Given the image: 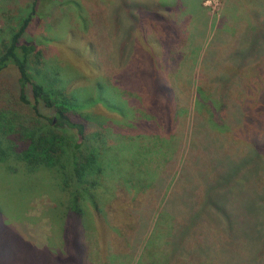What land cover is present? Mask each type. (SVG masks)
Returning <instances> with one entry per match:
<instances>
[{
	"label": "rangeland",
	"instance_id": "obj_1",
	"mask_svg": "<svg viewBox=\"0 0 264 264\" xmlns=\"http://www.w3.org/2000/svg\"><path fill=\"white\" fill-rule=\"evenodd\" d=\"M33 2L0 0V55L20 20L31 12ZM121 2L38 1L25 38L33 40L43 50V55L31 62L30 71L46 87L50 86L54 97L60 95L54 91L60 92V96L67 94L80 105L75 111L77 120L83 121L86 128L83 132L68 129L67 134L73 141L80 140L96 150L102 170L86 177L80 188H88L87 197L77 198L73 193L75 187H65L61 168L32 170L26 162L14 156L4 159L1 154L0 264H46L45 255L51 260L68 249L67 229L75 235L78 218L89 234L87 264H167L168 238L174 221L173 216L164 213L163 206L188 155L191 140L199 135L192 132L195 119L208 120L217 135L236 130L235 136L241 139L243 128L231 126V105L220 103L218 97L213 96L210 87V78L215 77L213 70L206 66L208 70L203 72L200 68L204 53H219L209 45L214 34L222 32L224 49L233 47L235 29L246 23L257 1L205 0L209 22H194L199 27L191 25L192 42L191 27L188 30L184 26L188 31L185 37L182 35L178 39L167 22L164 25L150 20L142 22L151 29L150 35L143 37L149 46L146 49L148 52L154 50L150 53L159 57L160 62L163 63L164 56L171 58L176 53L187 57L180 71L184 83L176 89L182 100L174 112L177 114L175 121L168 129L165 128L167 119L161 112V108L166 110L165 104L159 95L155 98L148 93L151 75L142 74L141 69L131 74L130 68H135V64L130 54L139 55L143 51L138 48L141 44L136 35L124 37L123 32L130 23L121 8L120 20H116L114 10ZM127 3L133 4L130 0ZM138 5L136 2L135 7ZM191 9L194 15H204L194 5ZM117 25L120 32H116ZM162 39L175 40L171 44L173 53L165 52L159 45ZM122 45L127 47L125 57L121 54ZM240 51H243V45ZM224 53L226 51H221ZM170 58L164 60L165 64L171 63ZM141 59L136 61L139 67L142 66ZM251 59L256 61L258 57ZM256 68L257 71L249 72L256 74L257 84L264 87L261 70L264 68ZM220 69L224 74L231 70L225 66ZM18 76L17 66L11 63L0 75V82L16 80ZM231 92L238 101L248 96L251 107L257 100L258 91L252 90L251 84L244 86L242 93ZM28 95L34 103L30 89ZM228 96L231 98L230 94ZM40 110L45 115H55L54 109L43 102ZM23 111L32 112L31 105L26 103ZM75 200L78 207L83 208V214L75 210L80 214L77 219L67 215L69 205ZM100 232L108 237L106 255L96 252L103 243L102 236H98ZM262 241L264 237L257 245ZM247 248L245 244L241 245L234 264H264V244L260 250L257 246L254 251H249L252 261L243 263L248 260ZM199 264L226 263L216 256L201 260Z\"/></svg>",
	"mask_w": 264,
	"mask_h": 264
},
{
	"label": "trees",
	"instance_id": "obj_2",
	"mask_svg": "<svg viewBox=\"0 0 264 264\" xmlns=\"http://www.w3.org/2000/svg\"><path fill=\"white\" fill-rule=\"evenodd\" d=\"M38 1L34 0L31 12L20 20L10 41L4 43V51L0 55V75L11 63L19 70L16 80L0 82V155L4 159L14 156L26 162L32 170L40 167L61 168L65 187H75L74 196L78 198L82 195L85 198L88 188L82 190L80 187L87 176L101 171L102 167L96 150L80 140L73 141L67 134L68 129L83 132L86 128L83 121L77 120L75 111L80 105L73 97L68 98L67 94L60 96V92L54 91L60 94L54 97L50 86L46 87L42 81L37 80L29 68L32 61L41 59L43 55V50L33 40L25 38ZM122 1L114 10L116 20H120L121 8L130 23L123 32L124 37L136 35V40L141 44L138 48L143 51L139 55L135 52L133 56L130 54L135 64V68H130L131 74L142 70V74L151 75L148 93L155 98L159 95L165 104L166 110L161 108V112L167 119L165 128L168 129L175 121V113L182 100L176 89L184 83L180 71L187 57L182 53H176L171 58L164 56L163 59L168 61L170 58L171 63L165 64L163 60V65L159 57L150 53L154 50L148 52L146 49L148 45L144 43L143 37L147 38L151 29L143 23L150 20L164 25L167 22L171 33L178 39L182 35L185 37L191 27L189 32L192 42L194 33L191 25L199 27L194 22H209L205 0L200 3L194 0H130L133 4H128L127 0ZM256 1L257 6L249 12L246 23L235 29L232 35L235 42L233 47L224 49V43L221 42L224 36L218 32L209 45L219 53L203 54L200 70L206 72V66L213 70L215 77L210 78L213 96H217L220 103L231 105V126L233 129L242 127L243 134L239 139L235 136L236 130L231 128L229 133L232 135H217L208 120L195 119L192 132L199 135L191 140L188 155L163 206L164 213L173 216L174 221L168 238L170 254L167 264H199L201 260L216 256L222 257L226 264H234L242 244L248 247L247 254L257 246H260L259 250L263 247L264 241L260 245L257 243L264 237V87L257 84L256 74L249 72L257 71L256 67L264 68V0ZM136 2L139 5L135 7ZM193 5L203 11L204 15H194L191 9ZM117 31H121L118 25ZM227 32L230 36V31ZM162 41H159V45L165 48V52L173 53L171 44L175 40ZM242 45L243 51H240ZM121 47V54L125 57L124 50L127 47ZM221 51L226 53L221 54ZM253 56H257L258 60L253 61ZM139 57H142L141 67L136 62ZM222 66L231 68L229 73L221 72ZM261 70L264 73V69ZM247 84H251L252 90L255 88L258 91L252 107L248 96L238 101L231 92L236 90L242 93ZM29 89L35 99L34 103L29 99ZM41 102L53 108L55 115L41 112ZM26 103L31 105L32 112L23 111ZM77 209L83 214V208L78 207L75 200L69 205L67 215L77 219L80 216L79 212L75 213ZM80 222L78 218L75 235L71 229H67L68 249L51 260L45 255L46 264H87L90 253L87 243L89 234ZM98 236H102L103 243L96 252L106 255L107 234L105 236L100 232ZM247 259L243 263L252 261L249 254Z\"/></svg>",
	"mask_w": 264,
	"mask_h": 264
},
{
	"label": "crops",
	"instance_id": "obj_3",
	"mask_svg": "<svg viewBox=\"0 0 264 264\" xmlns=\"http://www.w3.org/2000/svg\"><path fill=\"white\" fill-rule=\"evenodd\" d=\"M202 0H194L195 3H200Z\"/></svg>",
	"mask_w": 264,
	"mask_h": 264
}]
</instances>
